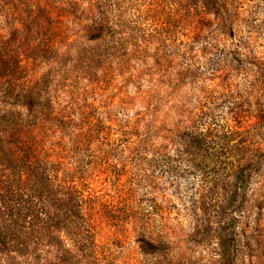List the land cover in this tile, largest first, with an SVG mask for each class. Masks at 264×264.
Here are the masks:
<instances>
[{
  "label": "rangeland",
  "instance_id": "rangeland-1",
  "mask_svg": "<svg viewBox=\"0 0 264 264\" xmlns=\"http://www.w3.org/2000/svg\"><path fill=\"white\" fill-rule=\"evenodd\" d=\"M115 2L126 17H141L150 40L124 74L138 76L140 88L123 77L112 81L106 71L105 78L103 73L96 78L104 79L103 90L94 91L77 75L66 86L71 89L75 79L85 104L98 108L116 130L129 122L147 133L152 138L145 145L151 149L141 151L144 136L139 134L130 146L91 144V152L79 157L80 176L96 197V209L85 214L95 222L98 248L79 253L77 261L264 264V169L250 181L248 201L241 206L239 199L228 201L238 191L237 172L232 164L230 170L222 164L224 135L264 151V0ZM17 4L0 0L3 44L12 38ZM166 14L172 20L187 15L190 39H182L188 47H176L170 31H163ZM28 38L26 33L18 42L27 46ZM6 93L0 92V110ZM6 102L12 105L8 110H16L14 97ZM16 128L8 135L12 143L18 139ZM184 129L206 135L202 151L177 153L172 142ZM1 147L0 172L6 164ZM6 253L0 246V264H26Z\"/></svg>",
  "mask_w": 264,
  "mask_h": 264
},
{
  "label": "trees",
  "instance_id": "trees-1",
  "mask_svg": "<svg viewBox=\"0 0 264 264\" xmlns=\"http://www.w3.org/2000/svg\"><path fill=\"white\" fill-rule=\"evenodd\" d=\"M164 16L168 22L163 31H170L171 42L188 47L182 39H190L187 15L175 20ZM13 18L11 40L3 44L0 35V92H7L0 110V145L6 157L0 172V246L6 256L26 264H79V253L98 248L95 222L85 214V209H96V197L80 176L79 157L91 152V144L130 146L139 134L144 136L141 151L148 152L151 147L145 144L152 137L129 122L122 127L116 122L118 130L108 125L98 108L79 98L75 79L103 90L104 79L96 78L101 73L105 78L106 71L112 81L123 77L140 88L138 76L124 74L150 40L141 17H126L115 0H18ZM26 33L29 43L22 46L18 40ZM13 97L16 110H8L6 100ZM12 126L17 127L16 143L8 140ZM231 139L222 136V164L224 170L233 165L238 191L228 201L239 199L243 206L250 181L264 169V151L255 143ZM206 141L205 134L184 129L172 146L179 147L180 155L191 154L202 151Z\"/></svg>",
  "mask_w": 264,
  "mask_h": 264
}]
</instances>
